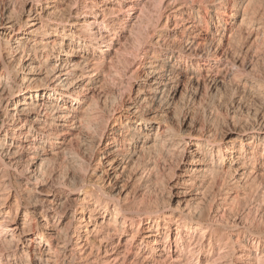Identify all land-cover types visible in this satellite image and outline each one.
<instances>
[{"label":"bare ground","instance_id":"6f19581e","mask_svg":"<svg viewBox=\"0 0 264 264\" xmlns=\"http://www.w3.org/2000/svg\"><path fill=\"white\" fill-rule=\"evenodd\" d=\"M0 264H264V0H0Z\"/></svg>","mask_w":264,"mask_h":264}]
</instances>
